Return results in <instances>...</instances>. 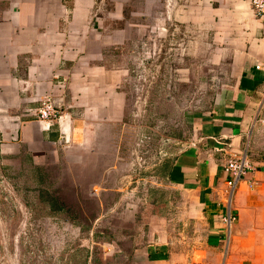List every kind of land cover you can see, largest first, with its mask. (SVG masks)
I'll use <instances>...</instances> for the list:
<instances>
[{
	"label": "crops",
	"instance_id": "1",
	"mask_svg": "<svg viewBox=\"0 0 264 264\" xmlns=\"http://www.w3.org/2000/svg\"><path fill=\"white\" fill-rule=\"evenodd\" d=\"M162 1L0 0V147L26 150L38 166L62 163L64 177L71 163H88L97 212L81 225L110 246L105 264H264V14L250 0H174L177 29L201 42L205 61L223 66L222 83L191 111L187 129L145 142L144 154L132 150L126 169L119 158L125 116L138 112L127 108L125 51L150 38L159 14L161 32ZM46 98L62 107L51 127L24 114ZM14 114L23 121L4 117ZM233 154H245L248 168L231 191L225 163ZM119 181L133 188L124 193ZM108 191L120 198L103 204ZM139 192V201L126 200ZM138 222L148 227L146 242L123 248Z\"/></svg>",
	"mask_w": 264,
	"mask_h": 264
},
{
	"label": "rangeland",
	"instance_id": "2",
	"mask_svg": "<svg viewBox=\"0 0 264 264\" xmlns=\"http://www.w3.org/2000/svg\"><path fill=\"white\" fill-rule=\"evenodd\" d=\"M162 2L161 15L166 17L168 10V18L163 17L161 32L157 26L159 14L152 19L150 38L146 36L145 39L142 35L138 44L125 51L124 55L129 57L126 60L129 65L124 86L127 108L132 111L134 105L138 111L135 116L130 113L125 116L124 127L129 131L124 132L125 143L120 149L119 157H122L124 169L128 168L127 162L130 160L129 154L132 156V150L136 149V154H144L145 142L147 144L161 140V133L170 136L183 127L187 129L191 111L205 105L210 92L215 91L222 83L217 78L223 66L205 61L206 52L198 49L201 42L193 43L185 26L177 29L173 16L174 0ZM100 6L105 14L112 8L109 2ZM36 109L37 107L29 108L24 114L36 117ZM60 110L62 112L61 105ZM4 117H8L7 121H12V125L23 121L22 116L17 114ZM5 131L7 129L3 128L2 138L0 137L3 146ZM15 139L10 138V147L15 144ZM2 147L0 264H105L100 255L102 250L108 251L110 246L98 243L96 236L90 235L92 227L81 225V220L92 218L97 212L91 200L93 193L89 190L92 182L96 181V173H90L88 163H71L70 177H64L63 169L66 167L62 163L38 166L33 164L31 155L26 150L18 152L13 146L12 152H5ZM67 165L69 167V163ZM81 169L86 173L82 177ZM118 169L119 167L112 170L113 173ZM100 178L101 175L98 180ZM142 182L140 179L135 182L141 186L137 191H142ZM117 185L124 186V193L133 188V183L127 181H119ZM140 192L131 196L127 194L125 198L132 201L130 198L133 197V201H139L143 196ZM163 197L158 195V198ZM101 198L103 204L114 203L120 198V194L118 196V193L108 191ZM169 211L172 215L175 214L174 210L168 209ZM123 212L122 216H127V211ZM107 213L110 214V210ZM145 217L140 215L138 220ZM138 224L136 232L132 234L134 238L123 241V248L131 249L135 238L140 241L137 244L143 245L146 242L148 227L141 226L142 222ZM106 227L105 238L114 235L111 226ZM131 228V231L134 230V227Z\"/></svg>",
	"mask_w": 264,
	"mask_h": 264
},
{
	"label": "built area",
	"instance_id": "3",
	"mask_svg": "<svg viewBox=\"0 0 264 264\" xmlns=\"http://www.w3.org/2000/svg\"><path fill=\"white\" fill-rule=\"evenodd\" d=\"M250 2L256 15L264 14V0H250ZM36 112V118L46 123L47 127H51L54 122H59L62 118L60 105L57 104L55 100L50 98L44 99L41 105L36 109ZM247 168L248 163L245 154H233L226 160L225 170L231 176V178L228 180L231 191H233L237 182L241 179ZM233 219L234 217L231 216L226 218L227 224L229 226Z\"/></svg>",
	"mask_w": 264,
	"mask_h": 264
},
{
	"label": "water",
	"instance_id": "4",
	"mask_svg": "<svg viewBox=\"0 0 264 264\" xmlns=\"http://www.w3.org/2000/svg\"><path fill=\"white\" fill-rule=\"evenodd\" d=\"M55 102H57L56 100H55ZM58 103V102H57Z\"/></svg>",
	"mask_w": 264,
	"mask_h": 264
}]
</instances>
